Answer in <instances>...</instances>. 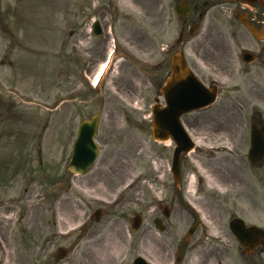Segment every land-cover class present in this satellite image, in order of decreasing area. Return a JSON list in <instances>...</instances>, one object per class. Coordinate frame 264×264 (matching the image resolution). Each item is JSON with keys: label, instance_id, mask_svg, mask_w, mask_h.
Here are the masks:
<instances>
[{"label": "rangeland", "instance_id": "rangeland-1", "mask_svg": "<svg viewBox=\"0 0 264 264\" xmlns=\"http://www.w3.org/2000/svg\"><path fill=\"white\" fill-rule=\"evenodd\" d=\"M122 1L0 0V264H54L58 247L75 243L70 257L78 256L95 230L105 235L85 246L89 264H128L134 242L147 236L144 224L131 230L143 178L157 172L176 194L174 144L152 136L146 117L160 93L145 80L163 78L160 45L178 36V0ZM95 21L102 35L93 34ZM110 44L118 53L96 91L85 72L94 74ZM218 84L215 105L188 116L199 122L187 129L197 146L182 157L177 236L197 215L202 227L186 251L194 264H264V247L247 255L229 228L233 217L264 228V162L247 158L250 124L264 128V81L258 91L244 81ZM99 111L98 160L67 178L78 126ZM147 190L157 195L158 187ZM98 208L101 220L83 232Z\"/></svg>", "mask_w": 264, "mask_h": 264}, {"label": "flooded vegetation", "instance_id": "flooded-vegetation-1", "mask_svg": "<svg viewBox=\"0 0 264 264\" xmlns=\"http://www.w3.org/2000/svg\"><path fill=\"white\" fill-rule=\"evenodd\" d=\"M178 5L182 11L188 8L189 14L178 16V39L174 42L165 40L160 45L159 69L163 70V78L157 82L145 80L151 86L156 84L161 107L165 106L161 88L171 75L172 57L178 52L185 53L187 57L192 56L188 61L189 67L204 83L215 79L244 81L250 83L251 90L258 91L257 87L261 86L259 82L264 81V0H178ZM93 71L87 69L86 73L91 74ZM146 72L143 71L144 74ZM261 89L264 90V87ZM185 122L194 130L199 123L190 119H185ZM155 175L156 172L148 177L146 189L141 194L144 200V232L147 236H144L140 245L134 242L132 248L139 249L138 255L151 264H191L192 260L186 256L192 241L187 237L188 228L180 238L177 236L180 235V224H183V219L178 217L179 210L183 208V183L171 196L166 185L157 180L153 186L158 187L156 196L147 190ZM194 221L195 217H191V223ZM157 224L164 227L162 232L157 230ZM104 235L95 230L85 246L100 241ZM74 245L77 246L76 243ZM85 246L84 251L77 252L78 256H69L55 264L93 263V257L86 252ZM34 253L48 256L47 251L35 250ZM95 257L98 259L96 254ZM134 259L132 253V263Z\"/></svg>", "mask_w": 264, "mask_h": 264}, {"label": "water", "instance_id": "water-1", "mask_svg": "<svg viewBox=\"0 0 264 264\" xmlns=\"http://www.w3.org/2000/svg\"><path fill=\"white\" fill-rule=\"evenodd\" d=\"M96 29L98 33H100L98 24ZM173 68L174 74L170 81V88L174 85L181 84V90L177 89L175 93L184 100L176 104L170 103L169 101V108L163 111L157 109L154 111L153 132L155 139L167 140L169 137H172L177 143L178 147L175 151L174 166L175 176L179 179L181 153L188 152L193 147L191 140L188 138L181 125L180 117L184 113L206 104L207 102L204 101L207 99L209 100L215 94L216 88L210 91L200 84H196L192 76L186 72L183 56L175 57ZM99 119L100 115L97 114L92 119L86 120L80 125L79 135L73 150L72 161L69 165L70 172L82 173L95 161L98 155V146L94 138L97 134ZM249 160L253 164L264 160V131L258 129L254 124L251 126ZM139 224L140 218L135 219L134 228L136 229ZM230 227L248 254H253L259 246L264 244V229L254 225L246 226L241 218L232 219L230 221ZM67 253V249L61 248L58 257L62 258ZM135 264L143 263L136 261Z\"/></svg>", "mask_w": 264, "mask_h": 264}, {"label": "bare ground", "instance_id": "bare-ground-1", "mask_svg": "<svg viewBox=\"0 0 264 264\" xmlns=\"http://www.w3.org/2000/svg\"><path fill=\"white\" fill-rule=\"evenodd\" d=\"M127 3H128L127 0H123V1H122V5H124V6H125Z\"/></svg>", "mask_w": 264, "mask_h": 264}]
</instances>
